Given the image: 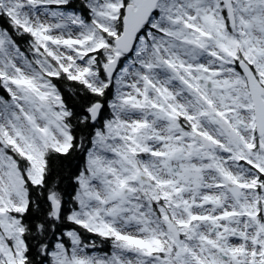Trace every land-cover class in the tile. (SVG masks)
Segmentation results:
<instances>
[{"label": "snow or ice", "instance_id": "1", "mask_svg": "<svg viewBox=\"0 0 264 264\" xmlns=\"http://www.w3.org/2000/svg\"><path fill=\"white\" fill-rule=\"evenodd\" d=\"M0 264H264V0H0Z\"/></svg>", "mask_w": 264, "mask_h": 264}, {"label": "trees", "instance_id": "2", "mask_svg": "<svg viewBox=\"0 0 264 264\" xmlns=\"http://www.w3.org/2000/svg\"><path fill=\"white\" fill-rule=\"evenodd\" d=\"M72 5L74 8L81 7V0H72ZM23 44V41H20ZM26 47V44L24 45ZM73 82H69L67 85L61 84V87L63 91L65 92V95L72 101V102H78L76 101L75 97L72 96V93L69 91L70 87H74ZM82 165V157L77 156L75 160L72 162V164L68 165L66 168V171L63 173V179L60 183V187L62 190L67 194L66 198L71 202V197L74 195L75 192V184L74 180L70 181L68 179V176H70L73 172L77 170V166ZM69 207H71V203H69ZM91 239H95L97 248L93 249L92 251H97L100 253L110 252L111 251V245L109 242L103 241L100 238L97 237H91Z\"/></svg>", "mask_w": 264, "mask_h": 264}, {"label": "rangeland", "instance_id": "3", "mask_svg": "<svg viewBox=\"0 0 264 264\" xmlns=\"http://www.w3.org/2000/svg\"><path fill=\"white\" fill-rule=\"evenodd\" d=\"M94 252H96V253H98V254H103V253H100V252H97V251H94Z\"/></svg>", "mask_w": 264, "mask_h": 264}]
</instances>
